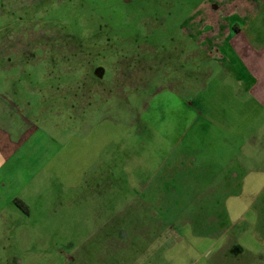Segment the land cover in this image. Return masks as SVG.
<instances>
[{"label": "rangeland", "instance_id": "1", "mask_svg": "<svg viewBox=\"0 0 264 264\" xmlns=\"http://www.w3.org/2000/svg\"><path fill=\"white\" fill-rule=\"evenodd\" d=\"M231 2L0 0V116L39 143L0 264H264V107L210 40Z\"/></svg>", "mask_w": 264, "mask_h": 264}, {"label": "crops", "instance_id": "2", "mask_svg": "<svg viewBox=\"0 0 264 264\" xmlns=\"http://www.w3.org/2000/svg\"><path fill=\"white\" fill-rule=\"evenodd\" d=\"M229 8L221 6L219 16H230L231 24L223 26L219 22L218 32L210 40L220 46L222 53H227L230 63L242 67L249 81V95L264 107V0H232ZM0 117L5 123L0 124V217L13 201L21 203L24 212L30 215L19 194L28 185L25 166L29 165L38 128H29V118L24 114L17 120L10 113ZM108 247L103 246L105 250Z\"/></svg>", "mask_w": 264, "mask_h": 264}]
</instances>
